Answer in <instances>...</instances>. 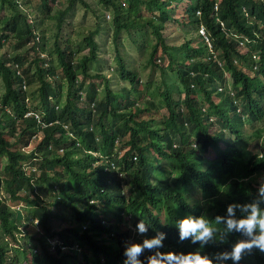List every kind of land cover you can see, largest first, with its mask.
Segmentation results:
<instances>
[{"label": "trees", "instance_id": "16d2710c", "mask_svg": "<svg viewBox=\"0 0 264 264\" xmlns=\"http://www.w3.org/2000/svg\"><path fill=\"white\" fill-rule=\"evenodd\" d=\"M97 1L0 0V264H122L139 220L167 230L144 264L211 256L239 236L177 220L264 179V0Z\"/></svg>", "mask_w": 264, "mask_h": 264}, {"label": "clouds", "instance_id": "9594fccd", "mask_svg": "<svg viewBox=\"0 0 264 264\" xmlns=\"http://www.w3.org/2000/svg\"><path fill=\"white\" fill-rule=\"evenodd\" d=\"M200 33L207 39L203 27ZM236 38L240 40L242 50L246 49L249 40L240 36ZM253 58L258 59L257 56ZM11 208L22 211L25 207L20 203ZM221 222L226 233H235L239 236V239L224 250L211 256L201 254L200 251L180 255L173 252H157L156 255L147 258V264H264V179L258 180L253 196L244 202L229 203L224 216L215 217L214 223L203 215H185L178 219L175 225L178 229L177 238L179 241L187 240L201 248L205 247L204 245L210 243L213 238L216 225ZM136 228L133 229L130 225L135 237H131L129 244L123 248L122 264H144L139 259L142 251L163 247L162 241L167 230L161 232L151 226L147 228L143 220L137 222ZM147 229L148 234H142ZM135 240L138 242H134Z\"/></svg>", "mask_w": 264, "mask_h": 264}, {"label": "rangeland", "instance_id": "374dc122", "mask_svg": "<svg viewBox=\"0 0 264 264\" xmlns=\"http://www.w3.org/2000/svg\"><path fill=\"white\" fill-rule=\"evenodd\" d=\"M85 1H87L89 4H90V6L92 7V10L93 9H99L100 8V6L98 5V1L97 0H85ZM83 12H84V10L83 9H80L79 11H78V13L76 14V16H77V19H76V21H75V25H74V27L76 28V29H79L80 28V23L82 22V20H85V16L83 15ZM110 15L109 14H107V20H110V17H109ZM73 27V28H74ZM75 28L73 29V33L75 32ZM87 29L88 28H83L82 29V32H83V34H85L86 32H87ZM81 38L78 36L77 37V40H80ZM131 50V49H130ZM5 51L6 52H8L11 56H13L15 53H16V50L14 49V46L13 45H7L6 47H5ZM242 51H246V49H244V50H242ZM21 52H23V51H21ZM102 53H104V52H102ZM111 56L112 55H107V54H101V59H102V61L104 62V57L105 58H107L108 60H109V64L111 63ZM136 56H137V58L138 59H140L141 57H140V55L139 54H137L136 53ZM146 74V73H145ZM121 84H123L122 82H121ZM35 87H36V85H29L28 87H27V90H29V92H32V90L33 89H35ZM33 94V93H32ZM34 146H31L29 149H26V151H30L32 148H33ZM5 164V162H3L2 164H0V166L1 165H4ZM195 195H196V193H195ZM20 206V208L22 207V205H19ZM33 208V206L31 207V208H29V209H25L24 208V211L25 212H28V211H30L31 209Z\"/></svg>", "mask_w": 264, "mask_h": 264}]
</instances>
